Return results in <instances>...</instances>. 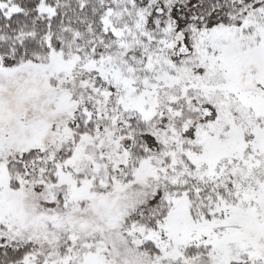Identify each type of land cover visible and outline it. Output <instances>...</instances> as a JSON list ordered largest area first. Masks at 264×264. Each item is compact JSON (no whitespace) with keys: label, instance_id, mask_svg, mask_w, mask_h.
<instances>
[{"label":"snow or ice","instance_id":"6c2138e0","mask_svg":"<svg viewBox=\"0 0 264 264\" xmlns=\"http://www.w3.org/2000/svg\"><path fill=\"white\" fill-rule=\"evenodd\" d=\"M0 264H264V0H0Z\"/></svg>","mask_w":264,"mask_h":264}]
</instances>
